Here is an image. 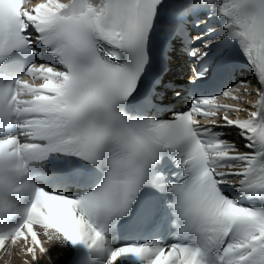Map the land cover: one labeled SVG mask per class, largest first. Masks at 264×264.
<instances>
[{
  "label": "snow or ice",
  "instance_id": "6c2138e0",
  "mask_svg": "<svg viewBox=\"0 0 264 264\" xmlns=\"http://www.w3.org/2000/svg\"><path fill=\"white\" fill-rule=\"evenodd\" d=\"M26 2L0 0V80L12 77L0 83V107L13 109L0 126V155L35 157L32 175L43 183L13 194L27 205L20 219L8 218L10 231H0V249L23 242L39 264L37 250L46 255L48 249L37 226L49 241L103 253L106 233L115 237L124 225L148 224L151 235L107 250L103 264L122 258L264 264V22L234 24L242 14L238 0H41L31 8ZM164 17L168 26L161 25ZM217 18L219 32L210 23ZM189 19L198 30L194 38L184 35ZM176 33L200 65L187 85L193 89L228 66L230 42L238 43L260 85L248 118H230L231 111L244 110L221 105L212 94L195 93L179 110L168 107L176 101L153 69L168 64ZM36 45L60 67L31 62ZM236 91L225 86L220 94L237 99ZM228 128L238 130L245 150L215 130ZM170 215L178 228L171 243L159 238Z\"/></svg>",
  "mask_w": 264,
  "mask_h": 264
},
{
  "label": "clouds",
  "instance_id": "9594fccd",
  "mask_svg": "<svg viewBox=\"0 0 264 264\" xmlns=\"http://www.w3.org/2000/svg\"><path fill=\"white\" fill-rule=\"evenodd\" d=\"M238 10L242 14L233 21L242 29L245 25L264 22V0H238ZM13 109L7 105L0 107V126H6L12 119ZM35 157L25 156L22 161L8 155H0V231L7 233L11 230L12 224L8 223L9 217L17 220L21 218L23 204H17L13 194L25 191V184H35L39 177L32 175L30 162ZM21 165H27L20 174ZM19 175V182L17 176Z\"/></svg>",
  "mask_w": 264,
  "mask_h": 264
},
{
  "label": "bare ground",
  "instance_id": "6f19581e",
  "mask_svg": "<svg viewBox=\"0 0 264 264\" xmlns=\"http://www.w3.org/2000/svg\"><path fill=\"white\" fill-rule=\"evenodd\" d=\"M39 2H41V0H36L33 3V6L35 5V3H39ZM61 2H66V0H61ZM234 95L237 96V99H235L234 101H230V104L232 106H234L235 108H240V109L244 110L242 113L233 111L232 113H233L234 119H246V118H248V112L253 110L252 105H253V102L256 98V95L252 92V90H246V89H243L242 91L238 90ZM235 134H236V132H235ZM232 135H233V133H232ZM241 141L243 142L242 139H241ZM238 146H239L240 150H242V151L245 150L242 143H240ZM23 256L24 255L21 254V257H23ZM56 261H57V259H56ZM59 261L60 260H58L54 264H60ZM14 263H18V262L13 261L11 264H14ZM18 264H26V263L19 262ZM27 264H32V263L30 261H28ZM41 264H46V263L44 261H41Z\"/></svg>",
  "mask_w": 264,
  "mask_h": 264
}]
</instances>
